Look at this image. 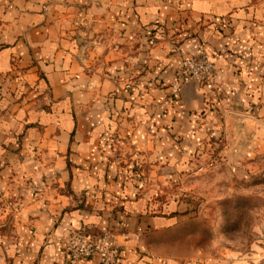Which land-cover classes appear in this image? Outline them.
<instances>
[{
	"label": "crops",
	"instance_id": "1",
	"mask_svg": "<svg viewBox=\"0 0 264 264\" xmlns=\"http://www.w3.org/2000/svg\"><path fill=\"white\" fill-rule=\"evenodd\" d=\"M181 20L189 28L210 21L207 48L218 50L222 42L252 50V64L264 61V0H0V187L18 194L14 181L28 180L20 192L43 195L24 203L12 234L0 239V264H68L65 243L73 233H103L120 223L117 264H203L196 252L145 248L153 232L178 221L146 215L147 202L131 188L105 183L102 163L110 155L102 149L104 135L115 123L116 109L109 106L116 101L121 108V95L131 99L129 119L147 130L137 138L144 150L150 138L158 144L164 133L180 135L183 124L169 120L181 113L159 109L167 91L157 84L165 87L174 78L202 36L189 37L181 54L167 44L148 52L144 38ZM218 28L225 35L215 33ZM155 64L160 69L152 77L146 65ZM150 77L157 81L151 89ZM131 81L138 85L129 95L124 91ZM189 86L199 97L201 88ZM150 127L160 134H150ZM117 207L123 211L115 215ZM123 227L128 230L119 232ZM77 264L100 262L95 256Z\"/></svg>",
	"mask_w": 264,
	"mask_h": 264
},
{
	"label": "rangeland",
	"instance_id": "2",
	"mask_svg": "<svg viewBox=\"0 0 264 264\" xmlns=\"http://www.w3.org/2000/svg\"><path fill=\"white\" fill-rule=\"evenodd\" d=\"M204 22L190 28L187 24L171 29L164 26L144 38L148 52L167 44L172 53L181 54L189 37L202 36L198 50L182 57L174 78L164 82L165 87L157 84L167 91L159 109L181 113L182 117L169 121L179 119L183 125L180 135H176L165 124L170 136L164 133L163 143L158 144L149 137L144 150L137 138H142L147 130L135 118L129 119L131 99L115 97L122 107L118 108L116 101L109 106L116 113L111 117L115 123L104 135L102 147L110 154L102 161L105 183L124 190L131 188L135 197L147 202L146 215L178 221L168 229L152 231L154 235L148 238L145 248L196 252L197 263L203 264H221L237 258L246 264H264V59L262 64H252V50L239 51L222 42L218 50L207 48L205 25L209 26L210 21ZM214 31L225 35L220 28ZM228 60L231 63L226 64ZM146 67L145 72L152 77L158 75L160 66ZM142 68L140 71L145 66ZM153 80L149 88L157 82ZM192 84L201 88L199 97L191 96ZM136 85L129 82L124 92L132 95ZM2 93L0 86V97ZM155 102L148 98L147 104L154 107ZM147 129L150 134H160L158 128ZM26 183L14 181L18 194L0 187V239L12 234V220L21 215L24 203L43 196L31 192L26 197L20 192ZM122 211L117 207L113 213ZM120 225L105 232H112L115 237ZM126 230L123 227L118 231Z\"/></svg>",
	"mask_w": 264,
	"mask_h": 264
},
{
	"label": "built area",
	"instance_id": "3",
	"mask_svg": "<svg viewBox=\"0 0 264 264\" xmlns=\"http://www.w3.org/2000/svg\"><path fill=\"white\" fill-rule=\"evenodd\" d=\"M68 264L98 257L100 264H117L120 248L114 242L112 232L95 236L83 231L75 232L65 243Z\"/></svg>",
	"mask_w": 264,
	"mask_h": 264
}]
</instances>
